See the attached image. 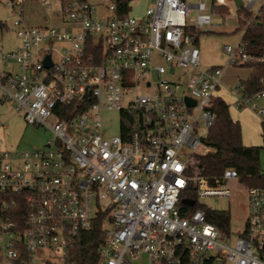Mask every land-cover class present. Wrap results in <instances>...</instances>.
Wrapping results in <instances>:
<instances>
[{
  "label": "built area",
  "instance_id": "2783aa9c",
  "mask_svg": "<svg viewBox=\"0 0 264 264\" xmlns=\"http://www.w3.org/2000/svg\"><path fill=\"white\" fill-rule=\"evenodd\" d=\"M52 1L40 0L45 24H26L18 11L19 46L1 58L0 100L50 140L0 152V264H78L76 239L99 216L96 264L141 254L147 264H264V188L247 190L243 230L221 231L200 201L232 199L237 170L191 176L193 154H182L205 147L226 68L257 61L242 39L264 0H153L141 17L132 15L139 0H56L57 10ZM227 15L244 24L242 39L223 46L226 68L203 69L200 36ZM236 104L264 126V91ZM105 112L117 120L106 123ZM192 188L202 207L183 217Z\"/></svg>",
  "mask_w": 264,
  "mask_h": 264
},
{
  "label": "rangeland",
  "instance_id": "374dc122",
  "mask_svg": "<svg viewBox=\"0 0 264 264\" xmlns=\"http://www.w3.org/2000/svg\"><path fill=\"white\" fill-rule=\"evenodd\" d=\"M11 3L13 7H8ZM51 4H56L53 10L58 9V1L54 0ZM153 5V0H139L133 7L132 15L141 17L146 10ZM23 10V17L26 24L40 25L44 23V17L49 12L47 7L40 3V0H0V22L5 25L0 32V72L6 70L1 58L4 53L12 52L19 46V40L16 36L14 22L20 19L18 11ZM225 12V10H220ZM238 18L227 15L225 21L214 30H203L198 47L201 52V63L203 69L211 67L226 68L228 58L222 48L224 45H236L242 39L244 33V24ZM10 70V69H9ZM252 73L250 68L229 66L226 68L223 76V86L218 91V96L230 106V115L232 119L239 122L242 126L243 136H246L247 147H258L260 152V164L264 170V126L260 119L250 109H238L236 99L243 94L242 82L247 80ZM118 114L116 112H105L104 120L116 121ZM0 122L5 125L0 128V152L15 151L27 152L40 149L50 140V135L44 130L28 125L21 115L16 114L13 105L0 100ZM111 134H116V127L111 130ZM209 150L200 147L197 151L184 149L182 154L184 158H191L192 154H205ZM234 191L232 199H205L200 201L212 210L230 211L231 213V231L238 235L244 228L247 201V188L240 182L231 184ZM95 206V204H94ZM96 207V206H95ZM148 257L141 254L133 264H147Z\"/></svg>",
  "mask_w": 264,
  "mask_h": 264
},
{
  "label": "trees",
  "instance_id": "16d2710c",
  "mask_svg": "<svg viewBox=\"0 0 264 264\" xmlns=\"http://www.w3.org/2000/svg\"><path fill=\"white\" fill-rule=\"evenodd\" d=\"M243 25V24H242ZM5 25L0 22V32ZM244 43L247 54L256 58L242 66L252 69L251 76L242 82L243 95H252L264 91V11L262 17L244 34ZM215 114L214 126L209 130L203 140L209 150L205 154L195 153L189 165L191 176L218 178L226 169H235L239 175V182L244 184L247 190L251 188H264V170L260 164V152L258 147H247L243 144L242 126L232 119L230 106L220 97L214 101L212 108ZM196 200L195 189H188L179 204L180 214L183 217L192 215L202 206L197 203L194 207L183 204V200ZM207 220L216 225L221 231H230V211H218L209 209ZM105 237L102 218L99 216L91 230L80 234L75 242L72 254L78 264H96L98 260L97 248Z\"/></svg>",
  "mask_w": 264,
  "mask_h": 264
},
{
  "label": "water",
  "instance_id": "95a60500",
  "mask_svg": "<svg viewBox=\"0 0 264 264\" xmlns=\"http://www.w3.org/2000/svg\"><path fill=\"white\" fill-rule=\"evenodd\" d=\"M236 4L238 5V7H241L243 5L240 0H236ZM45 64L47 67L51 66L50 57H47ZM188 102H191V101H189V99H188ZM189 104H191V103H189ZM194 105H195V103H193V106ZM182 203L187 205L188 207H194V205H195L194 201H190V200H183Z\"/></svg>",
  "mask_w": 264,
  "mask_h": 264
},
{
  "label": "crops",
  "instance_id": "0c3cea01",
  "mask_svg": "<svg viewBox=\"0 0 264 264\" xmlns=\"http://www.w3.org/2000/svg\"><path fill=\"white\" fill-rule=\"evenodd\" d=\"M222 24V23H221ZM252 70V69H251ZM253 72V71H252ZM252 74V73H251ZM250 74V76H251ZM249 76V77H250ZM246 81V80H245ZM255 114V113H254ZM256 115V114H255ZM258 118V117H257ZM259 119V118H258ZM242 135H243V132H242ZM243 144L245 146H249L250 144L246 143V136H243ZM247 217H248V206H247V209H246V216H245V221L247 220Z\"/></svg>",
  "mask_w": 264,
  "mask_h": 264
}]
</instances>
